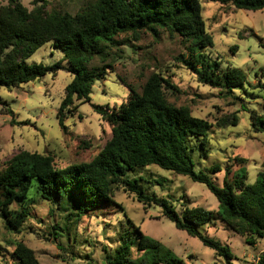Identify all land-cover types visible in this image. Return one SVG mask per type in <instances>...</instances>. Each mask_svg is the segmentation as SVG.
Returning a JSON list of instances; mask_svg holds the SVG:
<instances>
[{"label": "trees", "instance_id": "1", "mask_svg": "<svg viewBox=\"0 0 264 264\" xmlns=\"http://www.w3.org/2000/svg\"><path fill=\"white\" fill-rule=\"evenodd\" d=\"M6 1L0 4V89L19 87L59 69L70 72L73 79L65 88L58 110L63 127L64 120L78 108L75 101H90L94 83L113 69L109 61L113 49L122 44L120 35L131 33L138 40L143 30L154 35L163 30L170 37L178 34L199 49L213 46L200 0H85L76 12L49 9L47 0H33L32 10L21 0ZM210 1L237 9H264V0ZM50 42L62 51V59L53 65L27 63L29 57ZM260 45L264 48V42ZM95 59L100 63L93 64ZM190 64L206 85L227 94L246 91L247 77L239 67H223L221 60L206 58H195ZM127 86L130 93L120 106L94 105L111 125L112 135L90 161L58 167L52 156L30 151H20L8 160L0 171V216L5 227L16 234L23 232L30 216L27 201L32 191L44 200L56 201L62 210L74 209L83 214L115 203L113 190L124 184L139 202L160 206L163 215L178 229L197 237L227 259L232 257L230 247L205 235L202 226L218 218L246 236L250 244L264 238V170L259 171L254 183H248L246 174L229 177V168L223 185L217 184L211 174L197 171L194 163L195 154L204 158L210 155L213 124L194 116L188 106L170 102L166 90L174 86L160 72H152L141 90ZM238 112L218 119L217 125H236ZM251 121L256 132L264 133V116L252 110ZM151 165L204 183L218 199L217 210L185 206L178 211L171 198L148 192L141 183L144 177L130 178L131 173L143 172ZM166 180L160 176L155 181L163 185ZM15 203L20 205L14 208ZM14 246L16 264H41L35 251L22 239L16 240ZM160 263L184 264L160 241L135 226L133 232L121 236L120 244L105 259V264ZM256 264H264V251Z\"/></svg>", "mask_w": 264, "mask_h": 264}, {"label": "rangeland", "instance_id": "2", "mask_svg": "<svg viewBox=\"0 0 264 264\" xmlns=\"http://www.w3.org/2000/svg\"><path fill=\"white\" fill-rule=\"evenodd\" d=\"M21 1L29 10L33 9V0ZM47 2L49 9L76 12L85 0ZM200 2L213 46L199 49L178 34L170 37L163 30L157 35L143 30L138 40L131 33L120 35L122 44L113 49L109 61L113 69L94 83L90 101H75L78 108L64 120L65 127L60 124L58 110L65 88L73 79L70 72L59 69L13 89L1 88L0 171L20 151L50 155L58 167L90 161L112 135L111 125L94 105L120 106L130 93L127 84L141 90L149 75L157 71L174 86L166 90L170 102L188 106L194 116L213 124L210 155L204 158L195 154V169L211 174L219 185H223L229 168V177L246 174V181L254 183L259 171L264 170V133L256 132L251 121L252 110L264 116V48L260 45L264 42V9L254 11L216 1ZM6 3L0 0V4ZM62 58V51L50 42L29 57L27 63L53 65ZM195 58L221 60L223 67L230 64L241 68L247 77L246 91L227 94L204 84L190 64ZM99 63V59L93 62ZM252 86L262 87L251 89ZM254 94L258 97L254 98ZM243 106L247 108L242 109ZM237 111L236 125H217L218 119ZM141 176L148 192L171 198L178 211L185 206L213 211L218 208L217 197L204 183L156 165L130 174V178ZM160 176L167 179L163 185L155 181ZM29 196L30 216L22 233L9 231L0 216V264H16L14 243L20 239L35 251L41 264H105L107 253L113 252L121 236L133 232L134 226L160 241L184 264H256L264 251V238L250 244L246 236L216 218L201 230L230 247L232 257L227 259L197 237L178 229L163 215L160 206L139 202L124 184L113 190L115 203L91 213L62 210L56 201L44 200L33 191ZM19 205L15 203L13 207Z\"/></svg>", "mask_w": 264, "mask_h": 264}]
</instances>
